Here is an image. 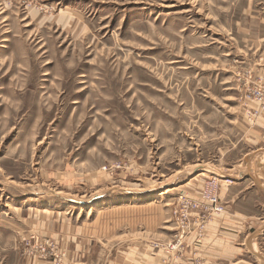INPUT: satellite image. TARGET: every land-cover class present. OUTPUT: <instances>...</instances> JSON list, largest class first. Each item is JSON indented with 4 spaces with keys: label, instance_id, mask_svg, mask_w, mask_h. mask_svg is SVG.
Listing matches in <instances>:
<instances>
[{
    "label": "rangeland",
    "instance_id": "obj_1",
    "mask_svg": "<svg viewBox=\"0 0 264 264\" xmlns=\"http://www.w3.org/2000/svg\"><path fill=\"white\" fill-rule=\"evenodd\" d=\"M263 78L264 0H0V264L179 257Z\"/></svg>",
    "mask_w": 264,
    "mask_h": 264
},
{
    "label": "crops",
    "instance_id": "obj_2",
    "mask_svg": "<svg viewBox=\"0 0 264 264\" xmlns=\"http://www.w3.org/2000/svg\"><path fill=\"white\" fill-rule=\"evenodd\" d=\"M244 136L252 150L246 157L252 169L245 175L242 172L241 180L246 179L245 184L247 181L253 185L255 183L257 189L253 187L248 190L250 185L244 189H240L239 185H226L222 190V198L225 197L227 203L226 212L219 217V221L211 223L205 238H197L193 234L183 239L179 257L172 251L165 255L164 251L151 250L144 255V264L264 263V216L260 215L264 212V199L259 200L255 207H249L246 203L249 198L253 200L264 193V110L255 123H246ZM257 166L262 169L255 172ZM228 177L235 182L240 181L239 177Z\"/></svg>",
    "mask_w": 264,
    "mask_h": 264
},
{
    "label": "built area",
    "instance_id": "obj_3",
    "mask_svg": "<svg viewBox=\"0 0 264 264\" xmlns=\"http://www.w3.org/2000/svg\"><path fill=\"white\" fill-rule=\"evenodd\" d=\"M256 87L252 92L253 95V101L257 103V107L258 109L255 111V114H253V116L257 115L259 116L261 114V112L264 110V78L259 80L258 82H256ZM254 116V117H255ZM233 178L231 177H227L224 176V178L222 179V181H225L226 183H232L233 182ZM216 186L217 183H215V181L211 180L206 188H205V195H207V197L209 198V205H210V211L213 213H225L226 212V206L224 203L221 202L220 197L218 195V193L216 192ZM196 226L198 227V225L196 224ZM205 225L203 228L200 229H204ZM182 246V241L181 239L175 241V242H170L168 244H166V247L168 249H172L175 250L177 248H180ZM178 254H180V251L178 249Z\"/></svg>",
    "mask_w": 264,
    "mask_h": 264
}]
</instances>
